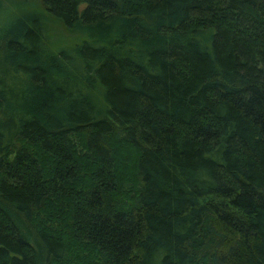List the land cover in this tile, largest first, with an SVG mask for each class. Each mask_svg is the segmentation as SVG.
I'll return each instance as SVG.
<instances>
[{
    "label": "trees",
    "instance_id": "obj_1",
    "mask_svg": "<svg viewBox=\"0 0 264 264\" xmlns=\"http://www.w3.org/2000/svg\"><path fill=\"white\" fill-rule=\"evenodd\" d=\"M28 1L0 0V264H264V0H41L101 31L55 52Z\"/></svg>",
    "mask_w": 264,
    "mask_h": 264
},
{
    "label": "rangeland",
    "instance_id": "obj_2",
    "mask_svg": "<svg viewBox=\"0 0 264 264\" xmlns=\"http://www.w3.org/2000/svg\"><path fill=\"white\" fill-rule=\"evenodd\" d=\"M3 7V11L0 12V22L2 20H6V22H8V20L15 15V12L13 9L7 10L6 6ZM24 11L25 13L23 14V17L29 15L30 18L38 20L40 29L42 30L41 32L43 33L44 42L47 47L54 52L62 49H68L75 44L80 43L82 40H88L91 36L99 37L101 33V31L98 32L96 29L91 28L86 30H84L83 27H77L75 29L65 28L60 21L46 12L41 0H29L24 8ZM22 13L23 11H19V15ZM16 17L19 16L16 15ZM20 18L21 17L16 20L20 22ZM8 24L5 26L7 27ZM98 103L99 101H97V104Z\"/></svg>",
    "mask_w": 264,
    "mask_h": 264
}]
</instances>
